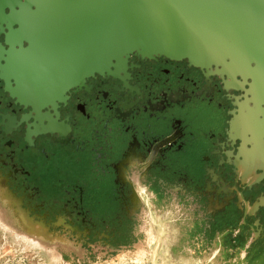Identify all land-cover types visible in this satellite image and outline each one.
<instances>
[{
    "label": "flooded vegetation",
    "instance_id": "1",
    "mask_svg": "<svg viewBox=\"0 0 264 264\" xmlns=\"http://www.w3.org/2000/svg\"><path fill=\"white\" fill-rule=\"evenodd\" d=\"M17 2L0 0V178L73 244L63 258L94 264L126 250L143 260L154 209L178 231L171 259L264 264V117L249 86L132 53L53 104L23 103L5 78Z\"/></svg>",
    "mask_w": 264,
    "mask_h": 264
},
{
    "label": "water",
    "instance_id": "2",
    "mask_svg": "<svg viewBox=\"0 0 264 264\" xmlns=\"http://www.w3.org/2000/svg\"><path fill=\"white\" fill-rule=\"evenodd\" d=\"M17 6L5 78L13 80L12 94L23 103L53 104L68 88L135 53L186 59L240 77L264 117V0H18ZM0 205L29 224L16 228L0 219L4 229L39 246L57 238L1 178Z\"/></svg>",
    "mask_w": 264,
    "mask_h": 264
},
{
    "label": "rangeland",
    "instance_id": "3",
    "mask_svg": "<svg viewBox=\"0 0 264 264\" xmlns=\"http://www.w3.org/2000/svg\"><path fill=\"white\" fill-rule=\"evenodd\" d=\"M163 212V213H162ZM156 212L152 209L151 225L156 235L154 244L150 245L147 257L138 259L134 251H120L119 254L94 260V264H210L209 256H195L194 259L179 258L178 261L171 259L169 249L172 247L174 238L171 236L176 229L171 227V215L166 211ZM167 221V223H166ZM178 232V231H175ZM176 241V240H175ZM185 242L188 240H184ZM182 243L181 248L186 243ZM35 251H28L21 246L12 236L4 234L0 229V264H48L43 256L36 255ZM181 256V255H180ZM187 260V261H186Z\"/></svg>",
    "mask_w": 264,
    "mask_h": 264
},
{
    "label": "bare ground",
    "instance_id": "4",
    "mask_svg": "<svg viewBox=\"0 0 264 264\" xmlns=\"http://www.w3.org/2000/svg\"><path fill=\"white\" fill-rule=\"evenodd\" d=\"M0 219L4 221H8L9 224L14 225L16 228L23 227L24 224L22 221H20L18 218H16L15 215L10 213V207L8 205H0ZM24 225H23V224ZM20 226H19V225ZM26 227H29V224L26 225ZM30 228L32 230H36L35 234H39L40 227L39 225H31ZM0 229L4 232V234L8 236H12L13 239L18 241V243L25 248V250L28 251H35L37 253L40 252L42 256L50 257V260L48 264H69L64 258L62 252L65 250V254H68L69 257H72L73 251L70 248L73 246V244L69 241L66 237H58L53 238L52 240H46L45 239V245L39 246L38 243L31 242L29 239H25L24 237H18L17 234L10 230L4 229V225L0 223ZM53 234V233H52ZM55 236V235H54ZM48 247H47V246Z\"/></svg>",
    "mask_w": 264,
    "mask_h": 264
}]
</instances>
